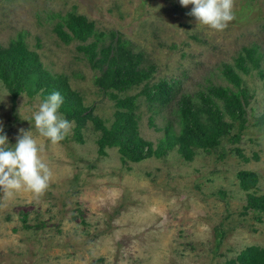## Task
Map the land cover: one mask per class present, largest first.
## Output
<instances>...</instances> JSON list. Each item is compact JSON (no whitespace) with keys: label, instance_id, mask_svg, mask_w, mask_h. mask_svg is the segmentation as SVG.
Masks as SVG:
<instances>
[{"label":"rangeland","instance_id":"obj_1","mask_svg":"<svg viewBox=\"0 0 264 264\" xmlns=\"http://www.w3.org/2000/svg\"><path fill=\"white\" fill-rule=\"evenodd\" d=\"M192 7L179 0H0V45L22 38L107 127L117 108L94 83L101 73L78 51L83 43L65 44L55 33L66 15L86 16L103 46L125 40L156 67L150 81L120 97L138 95L146 84L174 86L169 103L139 98V136L153 151L134 162L119 147L101 154L102 132L91 122L79 130L72 121L66 138L51 145L32 120L41 92L14 98L0 81V134L14 146L19 129L32 131L53 174L40 197L0 193V264H228L264 247V0H234L235 19L223 31L197 26ZM227 66L246 91L244 128L213 97L224 132L205 144L181 139L184 97L199 104L212 87L237 92ZM244 173L255 180L248 187Z\"/></svg>","mask_w":264,"mask_h":264},{"label":"trees","instance_id":"obj_2","mask_svg":"<svg viewBox=\"0 0 264 264\" xmlns=\"http://www.w3.org/2000/svg\"><path fill=\"white\" fill-rule=\"evenodd\" d=\"M55 33L65 44H84L77 47L78 51L83 53L93 70L101 73L95 78V85L110 93L115 101L117 110L111 127H107L95 115L92 107L84 105L81 96L72 90L67 77L48 72L42 64L40 54L30 50L22 38L12 42L9 47L0 45V81L4 82L14 98L22 92L30 95L41 92V96L46 98L52 91H59L63 97L59 111L67 115V120L76 122L79 130L84 128L87 122H91L96 130L102 132L99 140L101 154L107 147H119L122 157L131 161L139 162L149 157L153 151L152 143L139 136L138 100L145 96L151 102L169 103L174 94L173 84L167 81L153 86L146 84L140 94L120 97L117 93H124L152 79L156 67L148 62L143 53L134 52L129 43L122 39L103 46V43H100L103 36L97 33L95 24L84 15H66L56 25ZM95 37L97 41L88 44V41ZM254 53V50H247V57L252 61L255 60ZM245 61L244 57L239 59L238 65L243 71L247 70ZM225 77L238 88L237 92L212 87L208 95L200 94L199 104L193 103L189 97L183 98L180 110L183 124L181 139L189 137L192 141L197 140L199 144H205L212 133L224 132L228 125L223 122L222 113L215 105L213 97L222 100L233 120H239L244 128L246 120L243 100L246 98V91L242 87V80L231 66L225 68ZM259 121L264 124V113ZM202 134L206 137L202 138ZM244 175L243 187H248L246 184L254 179H247L252 176L250 173ZM228 264H264V247H250Z\"/></svg>","mask_w":264,"mask_h":264},{"label":"clouds","instance_id":"obj_3","mask_svg":"<svg viewBox=\"0 0 264 264\" xmlns=\"http://www.w3.org/2000/svg\"><path fill=\"white\" fill-rule=\"evenodd\" d=\"M181 6L192 5L189 16L197 26L215 31L225 30L235 19L234 0H179ZM63 97L52 91L33 113L32 120L40 137L55 146L70 133L72 122L59 114ZM3 132L0 126V133ZM17 143L9 145L6 135L0 134V193L11 197L15 192L27 191L40 197L48 189L52 171L41 156V145L32 131L19 129Z\"/></svg>","mask_w":264,"mask_h":264}]
</instances>
